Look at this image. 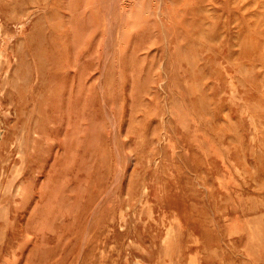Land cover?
<instances>
[{
	"label": "rangeland",
	"instance_id": "rangeland-1",
	"mask_svg": "<svg viewBox=\"0 0 264 264\" xmlns=\"http://www.w3.org/2000/svg\"><path fill=\"white\" fill-rule=\"evenodd\" d=\"M0 264H264V0H0Z\"/></svg>",
	"mask_w": 264,
	"mask_h": 264
},
{
	"label": "bare ground",
	"instance_id": "bare-ground-1",
	"mask_svg": "<svg viewBox=\"0 0 264 264\" xmlns=\"http://www.w3.org/2000/svg\"><path fill=\"white\" fill-rule=\"evenodd\" d=\"M112 3V2H111Z\"/></svg>",
	"mask_w": 264,
	"mask_h": 264
}]
</instances>
